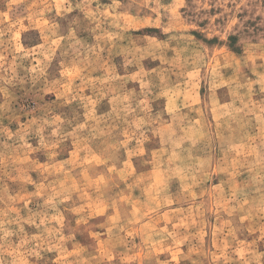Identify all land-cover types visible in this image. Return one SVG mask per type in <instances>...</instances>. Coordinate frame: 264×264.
Segmentation results:
<instances>
[{
    "label": "rangeland",
    "instance_id": "374dc122",
    "mask_svg": "<svg viewBox=\"0 0 264 264\" xmlns=\"http://www.w3.org/2000/svg\"><path fill=\"white\" fill-rule=\"evenodd\" d=\"M0 264H264V0H0Z\"/></svg>",
    "mask_w": 264,
    "mask_h": 264
}]
</instances>
